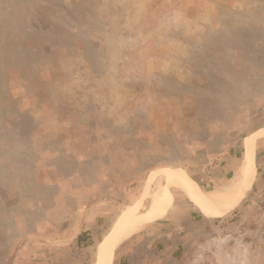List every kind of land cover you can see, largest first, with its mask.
Segmentation results:
<instances>
[{
	"label": "rangeland",
	"instance_id": "obj_1",
	"mask_svg": "<svg viewBox=\"0 0 264 264\" xmlns=\"http://www.w3.org/2000/svg\"><path fill=\"white\" fill-rule=\"evenodd\" d=\"M249 137L250 187L220 214L194 202L195 264H264V0H0V264L81 233L97 263L171 170L205 200L241 187Z\"/></svg>",
	"mask_w": 264,
	"mask_h": 264
},
{
	"label": "crops",
	"instance_id": "obj_2",
	"mask_svg": "<svg viewBox=\"0 0 264 264\" xmlns=\"http://www.w3.org/2000/svg\"><path fill=\"white\" fill-rule=\"evenodd\" d=\"M191 204L197 206L194 201ZM173 206L166 215L158 218L159 220L136 229L127 241L121 244L114 264H195L187 258L191 253H187V242L196 235L192 224L202 221L205 215L198 206L192 209L194 211L184 214L176 213V205ZM195 212L202 218L197 219ZM77 235L74 245L69 248L59 245L58 248L55 247V251L51 249L53 253L46 250V259L40 264H80Z\"/></svg>",
	"mask_w": 264,
	"mask_h": 264
},
{
	"label": "bare ground",
	"instance_id": "obj_3",
	"mask_svg": "<svg viewBox=\"0 0 264 264\" xmlns=\"http://www.w3.org/2000/svg\"><path fill=\"white\" fill-rule=\"evenodd\" d=\"M256 137V136H255ZM254 138V137H253ZM245 148V167L241 187L227 190L217 199L205 200L196 191L193 182L178 170H171L167 175L168 186L174 185L182 189L208 215L220 214L227 211L242 196L252 183L255 172L252 137L247 139ZM254 144V143H253ZM165 186V185H164ZM164 188L157 195L152 207L142 214L128 213L124 215L99 243L97 263L111 264L113 252L118 248L140 225L155 221L168 212L172 193L169 187ZM238 186V185H237ZM234 187V186H233ZM159 220V219H158Z\"/></svg>",
	"mask_w": 264,
	"mask_h": 264
},
{
	"label": "trees",
	"instance_id": "obj_4",
	"mask_svg": "<svg viewBox=\"0 0 264 264\" xmlns=\"http://www.w3.org/2000/svg\"><path fill=\"white\" fill-rule=\"evenodd\" d=\"M84 233H81L80 235H78V244H80L82 242V240L84 239Z\"/></svg>",
	"mask_w": 264,
	"mask_h": 264
}]
</instances>
